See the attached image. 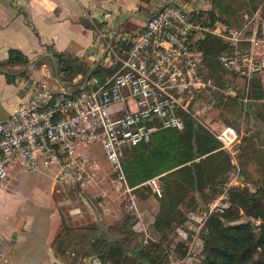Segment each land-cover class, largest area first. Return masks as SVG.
<instances>
[{"label": "built area", "instance_id": "built-area-1", "mask_svg": "<svg viewBox=\"0 0 264 264\" xmlns=\"http://www.w3.org/2000/svg\"><path fill=\"white\" fill-rule=\"evenodd\" d=\"M174 4L150 17L139 34L130 39L131 47L124 59L114 54L117 70L103 84L96 78L86 82L84 78L72 94L52 87L46 80L23 84L25 101L15 105L6 119L0 116L1 191L8 190L22 173L50 176L63 186L85 190L101 175L98 161L88 152L90 147H99L111 170V186L129 197L127 209L139 221L135 231L144 234L142 246L148 245L150 237L143 228L146 216L138 211L134 188L128 186L121 158L126 147L148 144L161 130H183L182 114L197 120L200 113L192 110L199 108L202 96L212 97L219 91L210 79L201 77L203 56L199 47L203 39L217 37L230 47L219 57L226 83L240 77L248 83L257 80L264 88V25L258 19L259 10L252 15L241 14V29L223 30L210 24L205 15L200 16L197 7ZM251 24L255 30L248 35ZM72 83L67 85L73 87ZM224 94L233 95L230 90ZM210 102L213 104V99ZM113 107L119 109L112 110ZM212 135L221 150L233 158L236 173L224 191L205 204L203 212L188 214L187 228L176 227V239L167 249L170 264L199 262V235L207 220L228 209L227 192L231 187L249 186L241 179L236 164L240 144L237 131L223 126ZM142 186L161 197L159 177ZM105 196L102 192L101 198ZM260 224L256 221L257 226ZM190 230L195 234L191 235ZM188 235L192 241L186 246V257L179 260L177 247ZM2 243L0 234V260L4 257ZM67 256L71 261L75 253L68 252ZM79 264L104 263L93 257Z\"/></svg>", "mask_w": 264, "mask_h": 264}, {"label": "trees", "instance_id": "trees-1", "mask_svg": "<svg viewBox=\"0 0 264 264\" xmlns=\"http://www.w3.org/2000/svg\"><path fill=\"white\" fill-rule=\"evenodd\" d=\"M209 1L211 9L206 14L210 24H217L224 30L241 29V14L249 12L251 15L260 4L263 6L264 0ZM250 5H253L252 10L249 9ZM259 11L260 21L264 8L261 7ZM204 13L200 11V16L205 15ZM254 30L255 28L248 33L253 34ZM114 42L112 45L120 48V58L124 59L131 47V41L122 39ZM199 49L203 56L201 77L210 79L219 88L211 96L217 98V106L221 107L229 123H234L243 116V103L248 106L262 103L261 88L257 80L248 83L245 78L234 77L227 83L224 81L219 57L230 51L226 43L217 37L206 36ZM108 54L113 63L114 54L111 55L110 51ZM52 56L58 78L64 84L71 83L79 75H82L83 81L90 71V66L82 59L57 52H52ZM49 62L53 67L52 60ZM28 65L30 62L27 57L19 50L12 49L8 52L7 60L0 63V70L9 73L6 77L13 84L18 78L26 76V72L22 70ZM12 68L19 70L12 72ZM116 70L117 65L114 63L109 68L100 63L91 72L90 78H96L103 84ZM217 70H221L219 74H216ZM50 85L57 88L55 81ZM225 90H230L233 95H225ZM182 117L183 130H161L152 136L148 144L126 147L121 158L128 186L134 188V197L138 190L144 189L143 183L159 177L162 197L159 198V211L152 230L147 227V233L151 237L153 231L161 235V238L151 239L147 246H142L141 241L139 250H129L125 245L126 238L129 234L137 233L135 228L138 221L128 211L127 221L131 220L130 225H110L106 235L98 236V229L95 227H70L61 230L51 243V250L57 258L68 259L67 253L73 251L75 256L69 264H79L93 257L99 258L104 264H143L142 259L152 260L153 257L158 264H170L167 249L174 239L164 245L167 230H172L175 236L176 227H184L185 224H182L189 213H201L204 209L190 211L185 215L180 204L188 195L194 193L205 195L208 192L212 194L210 200L220 195L226 184L227 174L232 168L229 155L221 150L215 137L190 116L182 114ZM236 159L240 175L246 181L257 184L252 194L242 195L235 192L237 190L231 191L235 202L243 210V216L248 220L242 221L239 210L233 203L223 213L212 214L203 230L204 240L199 241L198 259L201 264H264V136L259 140L251 136L242 137ZM256 221L261 224L257 226ZM176 223L182 224L174 225ZM185 240L187 244L190 242L188 237Z\"/></svg>", "mask_w": 264, "mask_h": 264}, {"label": "crops", "instance_id": "crops-1", "mask_svg": "<svg viewBox=\"0 0 264 264\" xmlns=\"http://www.w3.org/2000/svg\"><path fill=\"white\" fill-rule=\"evenodd\" d=\"M168 2L177 5L186 3L180 0H0V63L7 60L8 52L12 49L22 52L30 62L28 70L25 71L26 76L18 78L13 84L8 82L6 74L0 73L1 118L6 119L15 105L25 101L27 96L23 89L25 82L46 80L50 84L54 83V64L52 67L49 62L52 60L49 57V55L52 56V52L82 59L90 66V70H94L100 63L106 66L111 62L110 54H108L111 48L107 54L105 52L108 43L115 35V38L121 36L119 33L115 34V24L125 15H139L141 18H130L129 24L124 23L127 21L125 20L119 26L120 33L125 25L134 27L137 30L134 35L136 36L146 24L145 19L149 18L144 16L143 12L155 15ZM260 22L264 25V12ZM81 78L82 75H79L73 80L74 91L81 87ZM118 109L119 107L112 108V110ZM37 185L40 188L43 187L40 189L38 198L47 207L49 211L47 219L52 222V226L49 232L42 234L45 237L43 253L30 257L33 259L31 262L33 264H69L70 260L66 261L67 258L60 260L51 250L53 239L65 229L67 224H65L66 218L63 211L58 206H54L53 196L74 186H63L50 176L35 177L22 173L20 181L13 184L9 193H18L25 188L32 190L37 188ZM2 192L0 190V205L9 197V193ZM80 196L91 212L96 209L87 194L81 192ZM104 203L100 200L98 205L102 206ZM79 217L84 219L85 223L82 222L75 227H95L98 229V236L106 235L107 227L112 225L109 221L117 219L109 207L102 208L99 214L95 212L90 221L85 219L84 214H80ZM36 219L39 220L40 216L36 215ZM0 234L3 239L1 250L3 255H6L7 249L3 246L7 240L3 233ZM7 236L9 237L8 233ZM19 236L24 239L23 232H20ZM0 264H6L4 257L0 260Z\"/></svg>", "mask_w": 264, "mask_h": 264}, {"label": "rangeland", "instance_id": "rangeland-1", "mask_svg": "<svg viewBox=\"0 0 264 264\" xmlns=\"http://www.w3.org/2000/svg\"><path fill=\"white\" fill-rule=\"evenodd\" d=\"M180 1L186 2L188 5H190V7H197L200 11L205 12L204 14L206 17L208 16L206 12H208L211 9V4L209 0H199V1L180 0ZM261 7L264 8V6H261L260 4L257 10H260ZM249 9L252 10L253 5H250ZM257 10H254L253 13L256 12ZM247 14H249V12H247ZM143 15L146 17H150L153 14L150 12H143ZM128 21L129 20L125 21L124 23L129 24ZM251 26L253 29L255 28L253 24H251ZM252 28L247 31L248 35H251V33L248 32L250 30H253ZM136 31L137 30H135L134 27L125 25L121 33L119 32L118 29V33L121 34L120 38H115L116 37L115 35L113 41L116 42L117 40H122V39L128 41L131 38H133ZM110 48H111V55L113 53L118 58L121 57L119 53L120 48L116 47L115 44L114 46L111 44ZM111 64L113 63L112 62L107 63L106 67L109 68ZM27 67H29V65ZM11 70L12 72H16L19 69L12 68ZM112 71H114V69ZM220 71L221 70H217L216 74H219ZM225 73L226 72L224 71V75ZM258 84L261 88L262 103L261 102L254 104L252 103L250 106H248L247 103H243L244 104L243 116H241V118L238 119L236 122L229 123L226 117L224 116V114L222 113L221 107L217 106V102H218L217 98H212L209 96H203L199 102V108L192 110L193 112L200 113L196 121L201 126H203V128L208 130L211 134L213 131L216 132L223 126H231L237 131L240 139L244 136L255 137L258 140L261 139L264 136V121L262 120V118H264V88L261 87L260 83ZM210 99H213V104L210 102ZM88 152L98 161L100 165L101 175L97 180V183L86 188L87 190L85 189L80 191V189H77L75 187H70L65 191H60L58 195L55 194L53 196L54 206L55 207L58 206L63 211V214L66 218L65 224L66 223L67 224L66 225L64 224L65 225L64 228L67 229L66 228L67 226L75 227L79 224H82V222L85 223L84 219L79 217L80 214H84V217L85 219H87V221L92 220L93 215H95V212L99 214L101 213V209L105 207H109L110 209H112V211L117 216V219L115 218L114 220L109 221L112 222V225H116L118 227H122V226L128 227L131 223V220L127 221V218L129 217V212L127 209L129 204V197L127 195H123L120 192L115 191L112 188L111 170L109 168V165L105 161L101 148L90 147L88 148ZM229 157L231 160L232 168L227 174L226 183L229 181L230 177L236 173V166L232 162L233 158L230 155ZM236 164L238 165L237 159H236ZM20 179L17 182H19ZM241 179L245 182V184H248L249 186L243 185L242 187H240L239 185H237L231 187L227 192V196H228L227 201L229 203L228 208H230L231 203H233V206H237L242 221H247L248 219L245 216H243V210L240 207V204L235 202L233 193L231 191L237 190L235 192L242 195L252 194L257 188V184L246 181L243 178V176H241ZM14 183L16 182H13L10 188L8 190L3 191L2 193H9ZM40 189H43V187L40 188L37 185V188H32V190H26L25 188L20 190L18 193L11 192L9 193V197L5 199L4 202H2L3 204L0 205V233H3L7 240L5 242V245L3 246V248L7 249V253L6 255H4V260H6V264H33L31 262L33 259H31L30 257H33L35 255H41L43 253L42 249H43V244H44L43 242L45 241V237L42 234L47 233L49 232V230H51L52 222H49L50 220L47 219V215L49 212L47 207L44 204H42L40 199L38 198L39 197L38 195L41 192ZM81 192L82 194H87L89 198L93 201V205L96 209L92 210V212L81 198L80 196ZM102 192L106 194L104 198H101ZM135 195H136L135 196L136 205L139 213L146 216V218L143 221V228L147 229V227H150L152 230V224L159 211V205H160L159 198H161L162 196L158 197L154 195L151 192V190H149V188H147L146 186H144V189L138 190L135 193ZM211 196L212 194H209L208 192L205 195L195 194V193L190 194L180 204V209L185 215L190 211L194 212L195 210H200V208L202 209L205 206V204L209 202ZM97 199H100L105 203L102 206H99L98 202L100 200ZM198 202L199 205H197ZM36 215L40 216L39 220L36 219ZM24 221L26 222L25 227H24ZM186 222L187 220L183 224L182 223L180 224H182L183 226L184 224H186ZM102 224L103 226H106L105 223ZM180 224L176 223L174 225H180ZM136 227L137 229L139 228L138 225ZM184 227L187 228V226L185 225ZM20 232H23L24 239L20 238L19 236ZM189 232L191 235L195 234V231L193 232L189 231ZM7 233L9 237L7 236ZM166 237L167 239L164 245L169 243L171 240L176 239V236H173V232L170 229L167 230ZM204 237L205 234H203L202 231V233L199 235V238L201 240H204ZM142 238H144L143 233L138 232L135 235L129 234V236L126 238L125 245L129 250L137 251L141 246ZM160 238L161 235L156 234L152 231L149 241L151 239L158 240ZM188 239L190 240V242L192 241V237L189 235H188ZM181 240L182 241L180 242V245L177 247V259L179 260H182L183 258L186 257V246H188L187 243H185L186 241L185 239H181ZM190 242H188V244H190ZM68 260H70L69 257L66 261ZM255 260H257V257H255ZM141 262L143 264H158L155 261V257H153L152 260L142 259ZM191 264H201V262L191 261Z\"/></svg>", "mask_w": 264, "mask_h": 264}, {"label": "water", "instance_id": "water-1", "mask_svg": "<svg viewBox=\"0 0 264 264\" xmlns=\"http://www.w3.org/2000/svg\"><path fill=\"white\" fill-rule=\"evenodd\" d=\"M170 2H171V1H170ZM170 2H168L167 4H165V5L161 8V10L164 9V8H166V7L170 4ZM130 18H141V17H140L139 15H125V16L122 18V20H120L119 22H117V23L115 24V31H116L115 34L118 33L119 26H120L125 20H128V19H130ZM149 20H150V17L145 19L146 22L149 21ZM113 39H114V37L111 38V40H110L109 43H108V46H107L106 51H105L106 54H107V52L109 51V48H110V46H111V44H112V42H113ZM49 57L53 60V64H54V58H53L51 55H49ZM98 64H99V63H98ZM28 68H29V67L23 69L22 72H25L26 70H28ZM54 69H55V83L57 84V86L60 87V88H62V89H64L67 93H70V94L74 93L75 91L72 89V87H71L70 85L64 84V83L58 78V73H57V71H56V66H55V64H54ZM92 71H93V70H90V71L88 72V74L85 76V82L88 81V80L90 79V77H91V72H92ZM0 73H2V74H9L6 70H0ZM16 75H18V74H16ZM80 90H82V89H80Z\"/></svg>", "mask_w": 264, "mask_h": 264}]
</instances>
